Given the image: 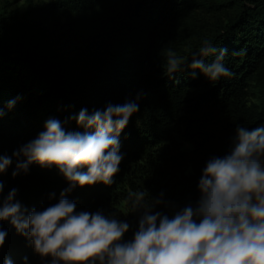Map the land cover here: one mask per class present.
Masks as SVG:
<instances>
[{
    "label": "trees",
    "instance_id": "obj_1",
    "mask_svg": "<svg viewBox=\"0 0 264 264\" xmlns=\"http://www.w3.org/2000/svg\"><path fill=\"white\" fill-rule=\"evenodd\" d=\"M205 41L227 48L223 63L232 76L212 82L191 68ZM169 51L185 60L174 72ZM252 85L264 88V0H51L23 11L0 8V153L11 157L49 118L138 103L118 137L122 160L113 183L67 196L77 211L127 221L126 240L141 215L130 193L146 190V204L162 200L150 214L195 205L206 162L230 152L237 125H264V107L250 101ZM65 127L83 130L74 119ZM15 163L0 177L4 196L12 188L33 192L32 207L42 210L68 187L56 167L36 163L13 177ZM6 230L0 264H51L14 227Z\"/></svg>",
    "mask_w": 264,
    "mask_h": 264
},
{
    "label": "clouds",
    "instance_id": "obj_2",
    "mask_svg": "<svg viewBox=\"0 0 264 264\" xmlns=\"http://www.w3.org/2000/svg\"><path fill=\"white\" fill-rule=\"evenodd\" d=\"M227 51L205 41L191 54V68L212 82L230 77L232 72L223 63ZM212 55L215 59L206 62ZM184 61L169 51L168 72ZM16 102L9 101L7 107ZM138 110L133 100L108 104L91 114L82 109L64 122L49 118L44 130L11 157L0 153V177L15 159L13 177L26 174L36 163L56 167L68 182L58 202L38 210L15 200L16 188L4 196L0 178V222L9 221L30 241L34 253L50 258L51 264H264V125L251 129L237 125L230 152L206 162L195 205L187 204L171 216L150 214L162 200L146 204V190L130 193L132 207L141 212L131 239H125L131 228L127 221L100 210L77 211L68 194L76 187L113 183L122 160L119 134ZM3 115L0 107V119ZM72 119L82 131L66 129ZM7 235L0 224V249ZM4 264H12L11 259Z\"/></svg>",
    "mask_w": 264,
    "mask_h": 264
},
{
    "label": "rangeland",
    "instance_id": "obj_3",
    "mask_svg": "<svg viewBox=\"0 0 264 264\" xmlns=\"http://www.w3.org/2000/svg\"><path fill=\"white\" fill-rule=\"evenodd\" d=\"M51 0H0V8L16 9L23 11L27 9L29 3H47ZM252 95L250 101L264 107V88L259 85L251 86ZM181 142V141H180ZM183 147H187L186 143H181ZM38 196L33 192L17 193L15 200H18L23 206L31 208L37 202ZM6 229L13 228L9 221L0 222Z\"/></svg>",
    "mask_w": 264,
    "mask_h": 264
}]
</instances>
